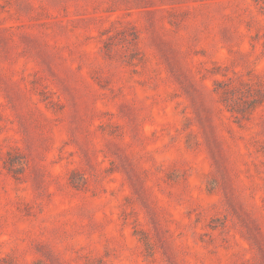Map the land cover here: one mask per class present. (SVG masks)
I'll list each match as a JSON object with an SVG mask.
<instances>
[{
  "label": "rangeland",
  "instance_id": "obj_1",
  "mask_svg": "<svg viewBox=\"0 0 264 264\" xmlns=\"http://www.w3.org/2000/svg\"><path fill=\"white\" fill-rule=\"evenodd\" d=\"M0 264H264V0H0Z\"/></svg>",
  "mask_w": 264,
  "mask_h": 264
}]
</instances>
